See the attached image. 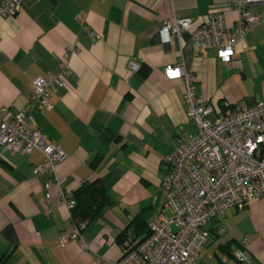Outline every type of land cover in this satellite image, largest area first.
I'll return each instance as SVG.
<instances>
[{
    "label": "crops",
    "instance_id": "1",
    "mask_svg": "<svg viewBox=\"0 0 264 264\" xmlns=\"http://www.w3.org/2000/svg\"><path fill=\"white\" fill-rule=\"evenodd\" d=\"M251 10L258 20L228 62L214 47L195 55L190 30L166 44L157 33L172 17H190L194 26L214 11L232 26L229 0H20L14 16H0V108L23 109L35 76L62 65L69 71L51 93L52 108L30 112L64 159L34 173L40 151L0 153V264H112L124 242L147 234L164 203L165 155L194 130L181 80L165 79L162 69L182 64L194 75L210 119L252 107L264 99V4ZM94 180L104 188L100 214L80 229L82 242L61 245L59 236L73 233L62 196ZM208 226L213 233L195 264H264V196ZM236 249L249 262H239Z\"/></svg>",
    "mask_w": 264,
    "mask_h": 264
},
{
    "label": "built area",
    "instance_id": "2",
    "mask_svg": "<svg viewBox=\"0 0 264 264\" xmlns=\"http://www.w3.org/2000/svg\"><path fill=\"white\" fill-rule=\"evenodd\" d=\"M19 4L20 0H0V16H14ZM255 4H264V0H229L230 8L237 13L232 26L226 24L221 11L208 13L194 26L190 17H172L165 20L157 37L166 44L171 35L190 30L195 55L203 48L214 47L219 57L228 62L236 43L258 20L251 10ZM89 34L93 35L91 31ZM137 67L134 62L129 63L132 71ZM68 73L62 65L59 70L35 76L31 80L29 103L23 109L12 112L0 108V153L40 151L43 162L33 168L34 173L52 172L56 163L64 159L60 146L37 130L30 112L32 108H52L51 93L63 86ZM162 73L169 81L181 80L186 114L194 130L185 137H177L175 147L165 155L162 210L148 223V232L142 239L123 243L120 258L112 264H195L211 222L228 209L241 210L249 201L264 196V99L252 107L238 106L210 119L212 106L196 94L195 78L190 71L182 64H169ZM45 198H49L48 193ZM61 199L69 209L74 205L71 196ZM84 225L85 222L73 223V233L61 234L60 244L70 238L82 242L80 229ZM245 243L246 238H242L239 244ZM233 255L239 262L250 260L240 249Z\"/></svg>",
    "mask_w": 264,
    "mask_h": 264
},
{
    "label": "trees",
    "instance_id": "3",
    "mask_svg": "<svg viewBox=\"0 0 264 264\" xmlns=\"http://www.w3.org/2000/svg\"><path fill=\"white\" fill-rule=\"evenodd\" d=\"M142 68L140 66V69ZM103 196L104 188L98 180L83 182L71 196L74 200V205L70 208L73 223H86L88 220L100 214Z\"/></svg>",
    "mask_w": 264,
    "mask_h": 264
},
{
    "label": "water",
    "instance_id": "4",
    "mask_svg": "<svg viewBox=\"0 0 264 264\" xmlns=\"http://www.w3.org/2000/svg\"><path fill=\"white\" fill-rule=\"evenodd\" d=\"M209 233H213V231L211 229L208 230Z\"/></svg>",
    "mask_w": 264,
    "mask_h": 264
},
{
    "label": "rangeland",
    "instance_id": "5",
    "mask_svg": "<svg viewBox=\"0 0 264 264\" xmlns=\"http://www.w3.org/2000/svg\"><path fill=\"white\" fill-rule=\"evenodd\" d=\"M233 263V262H232ZM235 264V263H234Z\"/></svg>",
    "mask_w": 264,
    "mask_h": 264
}]
</instances>
